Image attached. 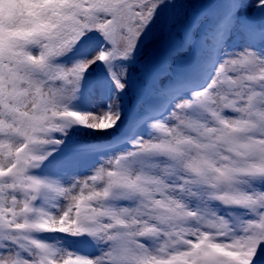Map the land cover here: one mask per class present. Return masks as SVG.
I'll return each instance as SVG.
<instances>
[{
	"label": "snow or ice",
	"instance_id": "6c2138e0",
	"mask_svg": "<svg viewBox=\"0 0 264 264\" xmlns=\"http://www.w3.org/2000/svg\"><path fill=\"white\" fill-rule=\"evenodd\" d=\"M191 2L0 0V264H264V0Z\"/></svg>",
	"mask_w": 264,
	"mask_h": 264
},
{
	"label": "rangeland",
	"instance_id": "374dc122",
	"mask_svg": "<svg viewBox=\"0 0 264 264\" xmlns=\"http://www.w3.org/2000/svg\"><path fill=\"white\" fill-rule=\"evenodd\" d=\"M199 11V9H195V13L194 15ZM244 43V40L241 37H235L233 39V46H241ZM131 71L135 72L136 74H138V69L136 66H133V68L131 69ZM146 83H143L141 85L138 86V89L142 88ZM139 94V90L131 95V96H127L125 93L123 94V96L121 97V103H122V112H123V116L122 119L124 121L123 124L120 125V127L115 131L110 133L107 136L104 135H99V134H91V133H84V132H80V133H73L72 134V138L74 140H79V141H92V142H115L117 137L122 136V131L121 128H124L125 130H127V124L130 120L134 119L138 112H137V108H136V99L137 96ZM104 106V102L100 101L99 102V107H103ZM147 131H141V133H146ZM128 147H120V146H112L110 149L119 151V150H124L127 149ZM68 149H65V152H67ZM109 154L107 151L100 153L98 156H96L92 161H90V166L89 167H83L81 166L80 163L76 162L75 164H72V167L79 173L81 174L79 176L80 179H88L89 175L87 173V170L90 169L93 165H95L96 163H98L99 160V156L100 155H107ZM100 159L102 160H107L108 157H101ZM92 251V249L90 250Z\"/></svg>",
	"mask_w": 264,
	"mask_h": 264
},
{
	"label": "trees",
	"instance_id": "16d2710c",
	"mask_svg": "<svg viewBox=\"0 0 264 264\" xmlns=\"http://www.w3.org/2000/svg\"><path fill=\"white\" fill-rule=\"evenodd\" d=\"M197 3H198L197 0H192L191 3L184 6V7H186L187 15L192 16L193 12L196 9ZM146 82L147 81H146L143 73L139 72L138 74H136L134 71L133 72L131 71V76L129 78V88L127 91L129 93H133L134 91H136L138 89L139 85L146 83Z\"/></svg>",
	"mask_w": 264,
	"mask_h": 264
},
{
	"label": "bare ground",
	"instance_id": "6f19581e",
	"mask_svg": "<svg viewBox=\"0 0 264 264\" xmlns=\"http://www.w3.org/2000/svg\"><path fill=\"white\" fill-rule=\"evenodd\" d=\"M75 163H76V160H73V161H72V164H75ZM39 178H42V179H43V178H47V177L44 176V175H41Z\"/></svg>",
	"mask_w": 264,
	"mask_h": 264
},
{
	"label": "water",
	"instance_id": "95a60500",
	"mask_svg": "<svg viewBox=\"0 0 264 264\" xmlns=\"http://www.w3.org/2000/svg\"><path fill=\"white\" fill-rule=\"evenodd\" d=\"M204 6L205 5L198 3L197 8L200 9V8H203Z\"/></svg>",
	"mask_w": 264,
	"mask_h": 264
}]
</instances>
